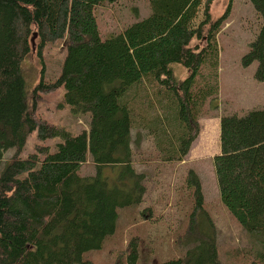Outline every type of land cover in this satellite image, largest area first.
<instances>
[{
	"label": "trees",
	"instance_id": "1",
	"mask_svg": "<svg viewBox=\"0 0 264 264\" xmlns=\"http://www.w3.org/2000/svg\"><path fill=\"white\" fill-rule=\"evenodd\" d=\"M115 1L0 0V264L85 263L84 254L115 232L118 209L144 200L148 173L134 165V144L148 134L160 161H184L204 107L218 98L215 42L232 1L214 19L215 0H149L148 16L103 37L96 7ZM250 2L259 30L242 64L257 61L255 78L264 82V0ZM62 39L61 74L50 82L43 76L45 48ZM33 54L40 78L30 86L23 62ZM208 61L214 71L205 69ZM60 87L63 104L90 114L89 129L74 135L37 115L41 95ZM219 122L221 151L213 162L221 201L262 235L252 264H264V109ZM34 131L41 140L60 138L55 150L38 146L20 156ZM10 149L17 152L9 158ZM90 157L97 172L82 176ZM186 176L194 184L186 237L195 245L185 257L159 264H223L212 223L198 228L205 215L200 178L193 169ZM137 242L129 243L128 264H139Z\"/></svg>",
	"mask_w": 264,
	"mask_h": 264
},
{
	"label": "rangeland",
	"instance_id": "2",
	"mask_svg": "<svg viewBox=\"0 0 264 264\" xmlns=\"http://www.w3.org/2000/svg\"><path fill=\"white\" fill-rule=\"evenodd\" d=\"M232 1L231 11L217 35L216 62L219 94L215 101L208 102L200 117V133L193 142L184 161L163 162L154 151L151 136H141V143L134 144V165L138 170H146V194L139 204L118 209L115 232L108 236L102 246L84 254L83 264H128L127 251L132 239H138L139 264H159L172 258L186 256L195 244L187 238L190 214L194 205V184L186 181L189 170L193 169L200 178L204 196V217L200 215V229L212 223L215 232L217 254L223 264H252L263 246L260 233L250 231L230 214L221 201L214 156L220 153V120L223 115H245L250 110L264 109V82L256 81L258 62L249 66L242 64L244 54L259 30V17L250 0H215L211 6L214 19L226 11ZM149 0H117L96 7L97 22L103 37L119 33L130 24L150 14ZM201 19V18H200ZM38 41L36 40L37 49ZM65 40L49 43L45 48L47 81H55L61 74L62 61L66 55ZM36 55L28 57L24 64L25 77L33 86L40 78ZM210 67V61L205 66ZM175 71L180 77L186 76L181 66ZM64 89L43 93L37 101V115L56 125L67 128L74 135L89 129L90 114L73 113L63 104ZM216 105V107L214 106ZM60 138L41 140L34 131L20 152L25 157L39 151L38 146H48L50 151ZM14 150V151H12ZM17 149H10L12 155ZM44 156L43 154H41ZM8 159L7 161H9ZM92 158L81 166L82 176L95 175L97 166ZM104 170L111 175V167ZM117 176V173L116 175ZM187 182V183H186ZM196 226V228H197ZM82 264V263H77Z\"/></svg>",
	"mask_w": 264,
	"mask_h": 264
},
{
	"label": "water",
	"instance_id": "3",
	"mask_svg": "<svg viewBox=\"0 0 264 264\" xmlns=\"http://www.w3.org/2000/svg\"><path fill=\"white\" fill-rule=\"evenodd\" d=\"M37 32L34 33V35L32 36V45H33V49L35 51V47H36V39H37Z\"/></svg>",
	"mask_w": 264,
	"mask_h": 264
}]
</instances>
